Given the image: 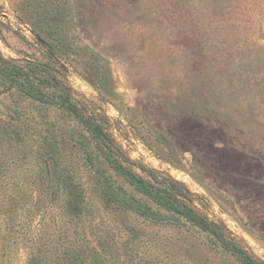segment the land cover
Masks as SVG:
<instances>
[{
    "label": "rangeland",
    "instance_id": "1",
    "mask_svg": "<svg viewBox=\"0 0 264 264\" xmlns=\"http://www.w3.org/2000/svg\"><path fill=\"white\" fill-rule=\"evenodd\" d=\"M38 26L70 43L75 60L61 78L105 117L124 155L179 183L264 264V0H0V55L46 60ZM1 113L24 141L0 138V214H20L0 223L32 235L42 223L75 222L95 264H240L198 229L166 222L161 209L155 222L104 208L100 180L144 199L65 111L13 90L0 93ZM49 147L81 189L77 217L65 212L42 155Z\"/></svg>",
    "mask_w": 264,
    "mask_h": 264
},
{
    "label": "trees",
    "instance_id": "2",
    "mask_svg": "<svg viewBox=\"0 0 264 264\" xmlns=\"http://www.w3.org/2000/svg\"><path fill=\"white\" fill-rule=\"evenodd\" d=\"M54 13L56 15V11ZM30 22L35 25L33 21ZM35 36L36 41L47 52V59L6 60L0 55V93L15 90L20 95L65 111L83 127V131L88 135L89 145L102 157L108 169L123 178L144 199H135L122 187L108 182L101 183L100 180L98 188L103 207L134 212L146 220L155 222H159L161 209L165 211L163 216L166 222L185 224L198 229L205 233L214 245L234 256L240 264H262L234 240L226 238L214 221L197 210L179 183L142 163L129 160L124 155L108 132L105 117L87 110L76 93L61 78V74L69 66L72 67L75 60L70 43L65 41L61 34L55 35L42 26L37 27ZM93 60L94 58H91L89 62L92 63ZM92 71L97 77H107L102 71L94 68ZM7 116L5 113L0 114V138L13 146L19 145L24 138L16 130V125L6 119ZM51 149L52 147H49L44 150L42 155L54 165L58 188L65 196V212L77 217L82 211L81 189L67 170L53 163L57 157ZM148 202L153 203L156 209L154 210ZM3 212L0 218L14 219L20 216L14 209ZM18 224L19 222L13 221L0 223V264H13V261L20 260V264H95L96 252L74 236L77 232L75 222L65 220L57 224L42 223L34 227L32 235L29 234L30 226ZM27 228L30 229L29 232Z\"/></svg>",
    "mask_w": 264,
    "mask_h": 264
}]
</instances>
